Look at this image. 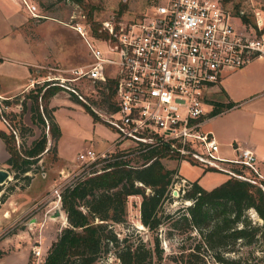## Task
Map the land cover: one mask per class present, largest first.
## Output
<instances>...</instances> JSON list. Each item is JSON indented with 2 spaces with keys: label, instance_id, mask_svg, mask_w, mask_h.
Masks as SVG:
<instances>
[{
  "label": "built area",
  "instance_id": "1",
  "mask_svg": "<svg viewBox=\"0 0 264 264\" xmlns=\"http://www.w3.org/2000/svg\"><path fill=\"white\" fill-rule=\"evenodd\" d=\"M23 3L32 16L43 15L34 3ZM261 12L262 8L254 7L232 12L219 0H164L153 4L142 17L102 22L100 30L105 34L101 36L94 35L81 21L70 22L91 60L70 67H50L51 71L31 81L30 88L48 81L45 86L57 84L83 100L78 82L113 79L115 108L98 112L116 135L103 150L88 147L79 151L77 168L48 190L34 209L44 206V212L52 214L62 207L63 191L92 168L100 171L109 157L122 160L143 153L189 159L203 168L256 182L264 189V174L254 150L232 143L235 154L223 155L219 140L203 127L207 119L203 112L206 89L226 73L264 57ZM249 14L253 22L243 19ZM18 94H0V115L20 146V120L13 104L22 107L23 98L12 102ZM153 158L130 160L128 165L140 166ZM238 166L242 170L236 169ZM187 185L188 180L177 171L172 174L171 194L176 187L183 193ZM30 250L41 262L38 245L33 244Z\"/></svg>",
  "mask_w": 264,
  "mask_h": 264
},
{
  "label": "trees",
  "instance_id": "2",
  "mask_svg": "<svg viewBox=\"0 0 264 264\" xmlns=\"http://www.w3.org/2000/svg\"><path fill=\"white\" fill-rule=\"evenodd\" d=\"M243 19L253 22L246 15ZM90 28L94 35L105 34L99 25ZM48 83L35 84L24 96L22 110L27 109L28 98L32 123L38 127L48 126L53 141L51 148L56 152L60 127L54 118L55 107L49 106V99L61 87L57 84L45 86ZM94 85L102 92L101 100L107 102V107L115 108V81H94ZM83 103L94 112L89 100ZM20 129L23 132L33 131L30 125L23 122H20ZM0 137L9 153L6 159L8 169L13 171L16 182L22 178L27 183L32 174L26 172L32 170V165L41 158L46 148L47 132L41 128L39 136L28 145L21 144L20 148L9 129H0ZM163 156L161 153L156 156L154 153H143L122 160H111L109 157L100 171L92 168L90 173H85L75 184L67 187L61 196L67 224L60 228L39 264H93L109 244L116 248L120 264H159L162 254L158 241V228L163 214L161 207L165 200L171 198L169 184L176 171L165 166L160 159ZM143 158L144 161L153 159L140 166L128 165L130 160ZM236 169L242 170L239 166ZM12 189L10 185L3 191L0 203ZM132 194L141 195L139 218L143 225L155 233L152 246L146 245L141 238H137V241L127 236L118 238L110 226L111 222L125 220L127 197ZM181 197L191 202L166 216L173 227L195 229L199 235L192 246L179 251L181 264H202L205 254L219 264H260V261L264 264V189L260 185L228 175L227 179L208 189L194 179L188 180ZM250 208L262 220L261 223L249 216ZM255 241L261 245L263 254L258 257L242 255L234 247L235 244Z\"/></svg>",
  "mask_w": 264,
  "mask_h": 264
},
{
  "label": "crops",
  "instance_id": "3",
  "mask_svg": "<svg viewBox=\"0 0 264 264\" xmlns=\"http://www.w3.org/2000/svg\"><path fill=\"white\" fill-rule=\"evenodd\" d=\"M262 10L264 14V8ZM61 23L48 19L45 14L41 17L32 16L23 0H0L1 95L11 96L20 92H29L32 89L31 81L51 71L48 68L75 66L79 56L86 51L89 54L83 39L69 26V23ZM65 32L68 33L69 38L64 37ZM260 33L264 38V25ZM55 96H58L57 93L50 97L49 106L55 107L51 103ZM204 100L212 104L211 110L205 112L207 119L203 125L204 129L211 130L219 140L220 146L225 145L229 148L231 156L235 154L231 144H237L236 141L241 146L253 149L264 174V57H257L245 66L226 73L223 78L206 89ZM222 104L225 108L221 109ZM29 122L32 125V121ZM59 138L56 142V157ZM3 143L5 145L4 140ZM108 145L99 150L105 149ZM220 153L223 154L221 147ZM8 155L7 151L5 158L0 161V167L6 168L9 172L5 184L12 179L15 180L13 171L8 169L9 165L6 162ZM167 167H176L175 170L180 174L177 165ZM68 172L70 170L65 172V168L62 167L56 172H53V169L42 170L39 174L35 172L23 188L25 191L35 185L38 191L34 195L29 197L25 194L10 205V199L15 191L12 190L0 203V251H2L0 258L11 255L12 259L8 264H33L34 256L30 253L32 243L36 242L41 254L45 255L47 247L56 238L62 225L67 224L66 212L63 208H59V215L52 216L44 212L43 206L40 209H33L35 211L34 213L32 211L30 218L24 215L19 220L22 221L20 228L12 230L15 223L11 225L16 217L23 215L26 208H30L32 201L39 196L42 198ZM227 178L228 174L223 181ZM13 184L18 188L21 183ZM256 218L260 219L258 216ZM46 220L50 222V227L43 235L44 233L40 234L39 229ZM36 225V229L39 228L38 233L33 229Z\"/></svg>",
  "mask_w": 264,
  "mask_h": 264
},
{
  "label": "rangeland",
  "instance_id": "4",
  "mask_svg": "<svg viewBox=\"0 0 264 264\" xmlns=\"http://www.w3.org/2000/svg\"><path fill=\"white\" fill-rule=\"evenodd\" d=\"M154 1L155 0H81V2H76L73 0H31V2L36 5L37 11L45 14L48 19L50 18L57 23H59V21L62 23H70L78 20L89 27H97L98 25L101 27L102 22L107 20L116 22L120 20L125 21L142 17L151 11L153 4L164 2V0ZM219 1L226 9L232 12H237L239 9L243 8L249 9L250 7H254L256 9L264 8V0ZM261 13L263 16V10ZM249 17L253 21L252 14H249ZM67 36L68 33L65 32L64 37L69 38ZM90 60L91 57L86 51L81 56H79L74 65L85 64ZM76 86L78 91L82 93L84 98L83 100L79 99L75 94L63 90H59L57 92L58 96H55L51 100L52 105H55V118L61 128V136L57 144V157L56 152L51 148L53 141L48 131L47 125L45 127H38L36 124L32 123L33 126L29 124V121L31 120L29 113V99L27 98V109H25V111L22 110V107H16L13 104V107L18 114V120L30 125L33 130L31 132L29 130L23 132L20 129V145L23 143L26 145L30 144L33 138L40 135L41 128L45 129L47 132L46 148L42 153L40 160L37 162V164L32 165V170L27 171V174H34L35 172H38L39 174L40 171L47 169L50 171L53 169V172H56L59 167L65 168V172L68 170L71 172L77 168L76 155L79 151L85 150L88 147L99 150L100 148L110 144L114 139L116 135L115 130L111 128V126L98 112L100 111L102 113H106L111 110L107 107V102L101 100L102 92L100 89L95 87L94 82L91 80H82L78 82ZM27 93L28 92L26 91L24 93L18 94V99L12 98V102L14 103L15 101H19V99L21 97L24 98ZM88 100L92 104L91 108H96V110L93 109L94 112H91L89 108L84 105L83 102H87ZM211 105V102L204 100L203 112L207 113L210 111L212 108ZM220 108L222 109L225 107L222 104L220 105ZM12 113L13 112L10 113L11 117H13ZM0 128H3L5 131H8L9 129L7 123L1 118V116ZM236 143L238 145L240 144L238 141H236ZM17 147L20 148L21 146ZM49 147L50 149L48 151L47 149ZM220 147L223 149V154L231 156L227 146L221 145ZM6 155L7 150L2 138L0 137V161L3 160ZM161 161L165 164V166L177 165L178 171L184 178H187V180H194L197 178L198 181L206 188H212L213 186L219 184L227 175L226 172L219 169L203 168L201 164L192 162L189 159L177 160L175 158L165 156L161 158ZM59 173H61V171H59ZM13 180L14 179L6 184L3 183L2 186L4 187L0 189L1 197L3 191H5L8 186H13L12 190L15 191H13V196L10 199V205L13 204L15 200L19 199V197H23L25 194L30 197L38 191L35 185L23 191L26 181L22 180V178H19L17 181H20L21 184L17 188L13 183L18 184V182ZM174 189H176L177 192L175 194L172 192L171 198L165 200L161 207L163 214L161 215L162 223L158 228V241L159 245L162 247V254L159 264H181L178 256L179 251H181L182 248H186L187 246H192L195 240L199 237L195 229L191 230L173 227L169 218H167V213H172L178 207L186 206L191 202L190 200L181 197V189H178L177 187ZM146 192H148V188L146 189ZM40 198L41 196L32 201L33 203L31 202L30 204L32 207L30 206V208H26L22 216H18L13 220L14 222H12L11 225L15 223V227L12 230L22 226V221L19 220L22 219L24 215L26 218H30L31 213L32 211L34 213L35 210L33 209L35 205L37 206ZM140 200L141 195L139 194L129 195L126 202L125 220L122 222H111L110 226L118 238L127 236L133 241H137V238H141L146 245L152 246L155 233L147 226L143 225L140 221ZM248 214L254 221L261 223L262 220H258L256 218L257 214H255L251 208L248 209ZM36 227L37 225L33 226V229H35L36 233H38L39 228L36 229ZM49 227V221L46 220L43 222V225L39 229L40 234H43L47 229H49ZM43 235H45V233ZM32 244H36V242H33ZM234 247L237 248V251L241 252L242 255L249 254L250 256L255 257L263 255L262 251L260 250L261 245L257 241L250 244H235ZM115 249L116 248L113 245L109 244L107 250L101 252L93 264H120L116 256ZM30 253L33 254L32 252ZM43 256L44 255L41 254L39 258L41 259ZM11 259V255L4 256L0 258V264H8ZM204 259L205 262L202 264H219L218 262H215L208 254H205ZM20 262H22V260H20ZM39 263L40 262H37L34 257L33 264ZM262 263L263 262L260 261V264Z\"/></svg>",
  "mask_w": 264,
  "mask_h": 264
},
{
  "label": "water",
  "instance_id": "5",
  "mask_svg": "<svg viewBox=\"0 0 264 264\" xmlns=\"http://www.w3.org/2000/svg\"><path fill=\"white\" fill-rule=\"evenodd\" d=\"M9 177V172L6 168L0 167V184L4 183L6 179ZM177 191L174 190L173 193L175 194ZM59 209H55V211L52 213V216L59 215Z\"/></svg>",
  "mask_w": 264,
  "mask_h": 264
}]
</instances>
